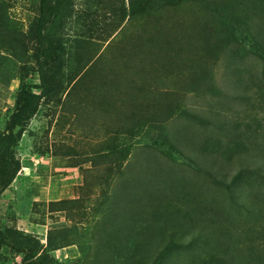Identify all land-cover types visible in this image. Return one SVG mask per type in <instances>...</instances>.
<instances>
[{
    "label": "rangeland",
    "instance_id": "1",
    "mask_svg": "<svg viewBox=\"0 0 264 264\" xmlns=\"http://www.w3.org/2000/svg\"><path fill=\"white\" fill-rule=\"evenodd\" d=\"M134 1H71L62 67L15 150L21 168L0 197L1 227L38 239L50 264H155L168 248L164 264H206L202 203L249 235L221 264H251V255L259 264L264 206L259 212L258 196L242 189L264 192V180L252 171L236 184L242 156L232 153L253 146L250 160H264L255 145L264 147V0H153L133 12ZM41 6L0 0V133L20 76L40 83L33 28ZM140 168L149 173L141 185ZM223 172L231 192L213 177ZM155 196L168 220L143 252L139 227ZM211 255L208 264H218ZM0 264H24L23 255L4 246Z\"/></svg>",
    "mask_w": 264,
    "mask_h": 264
},
{
    "label": "trees",
    "instance_id": "2",
    "mask_svg": "<svg viewBox=\"0 0 264 264\" xmlns=\"http://www.w3.org/2000/svg\"><path fill=\"white\" fill-rule=\"evenodd\" d=\"M71 1L72 0H42L41 15L37 19L33 28V36L37 42L35 50L37 56L35 71L39 74L40 83L39 85L33 86L26 80V76H20L21 86L16 100V106L10 116L6 130L3 133H0V197L13 183L18 171L21 168V162L20 159L16 157L15 150L25 130V127L39 111L43 99L50 94L51 87H53L57 79L59 69L62 67V57L60 54V28L62 27L63 19L70 11ZM152 1L153 0H135L130 4L131 10L133 12H137L142 7L148 6V4ZM166 1L172 5H178L183 0ZM262 22H264V20H262ZM258 48L260 47H257V49ZM162 133L163 130L160 131V134ZM255 145L260 153H264V147H262L263 144L255 142ZM166 148L171 153L178 152L179 156L182 157L179 149L172 146H167ZM255 150V147L245 145L244 149L235 148L234 152L232 153V156H242L241 160L236 162L240 167L234 171L232 176L236 184L238 181H243L244 184H247L252 171H254L258 177L260 176L264 180V160L261 161L262 163H259L253 159L250 160L253 156L252 153L255 152ZM232 164L235 165L234 160L232 161ZM251 166H253L252 169ZM148 174L147 168H144V170L140 168L139 175H136L134 179L137 182H141V185L142 182L145 181L142 178L144 176H148ZM213 177L220 183L226 184L224 180L226 177L225 172L221 173V175L220 173L219 175L215 174ZM246 177L247 179L245 180L244 178ZM223 186L226 187V191L231 192V185L229 186V184H226ZM242 191L247 192L249 196H258L253 202H262V206L259 209V212H261L264 206V192L259 190L254 194L247 191L246 189H242ZM252 196L249 198H252ZM146 200H148L152 206L145 210L148 212L145 213L147 219L142 220L139 227L140 233L142 234V244L139 248L143 252L146 251L150 246L154 245V239H157L160 234H163V230L162 228H159V224L157 225V222L163 223L168 220V217L163 214L165 206H163V202H161V200L157 199V196L151 197L150 199L148 198ZM183 203L185 202L183 201ZM174 205L179 208V203H175ZM189 207L190 206H187L188 210ZM210 209L211 208L206 207L202 203L197 209L199 213L198 219L203 222L200 230L205 233V241H200L203 246L204 254L202 260H206L205 263L208 264V256L212 254L211 257L213 258H211V260H213L214 257L218 258L216 262L221 264L223 258L220 256V254L230 255L233 252L235 253L237 244L246 241L240 239L239 235L243 234L244 237H249V235L247 234L246 230H242V233H233L231 230H229L230 226L226 225V219H222V221L219 222L218 220L220 217L213 214L210 215ZM260 216L263 217L264 215L260 214ZM151 218H154V222L156 223V234H151L150 231L153 229V226H151L149 223ZM190 218H192V216H190ZM173 223L174 222H172V224ZM196 226L197 225H192L191 227L195 230ZM260 226L263 227L264 224H260ZM185 231L186 227L181 226L177 232V235H181L185 233ZM23 235L24 234L22 233H17L16 230H3L0 221V259L3 258V247L11 245L13 250L23 255L24 264H50L48 249L44 248L43 244L38 239ZM15 237H18V242H13L12 244V239ZM260 239H262L261 236ZM248 241L252 242L251 239ZM254 248L255 247L253 245H250L248 250L253 251ZM260 248L262 249V247ZM172 249L173 248H168L166 250L164 249L161 253H159L156 257L155 264H164L166 259L164 256L167 255V253H171ZM259 252L262 251L260 250ZM251 257V264H255V256L251 255ZM257 258L260 261L259 264H264V255Z\"/></svg>",
    "mask_w": 264,
    "mask_h": 264
}]
</instances>
